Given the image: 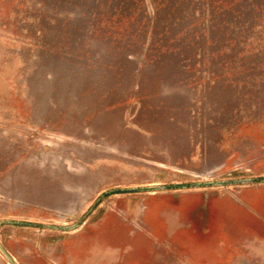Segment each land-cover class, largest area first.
<instances>
[{"label": "rangeland", "instance_id": "obj_1", "mask_svg": "<svg viewBox=\"0 0 264 264\" xmlns=\"http://www.w3.org/2000/svg\"><path fill=\"white\" fill-rule=\"evenodd\" d=\"M0 264H264V0H0Z\"/></svg>", "mask_w": 264, "mask_h": 264}]
</instances>
